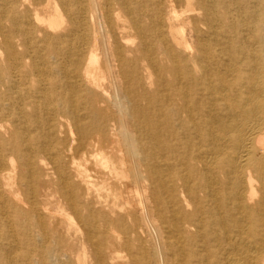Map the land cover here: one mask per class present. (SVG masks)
<instances>
[{
    "label": "bare ground",
    "instance_id": "6f19581e",
    "mask_svg": "<svg viewBox=\"0 0 264 264\" xmlns=\"http://www.w3.org/2000/svg\"><path fill=\"white\" fill-rule=\"evenodd\" d=\"M0 264H264V0H0Z\"/></svg>",
    "mask_w": 264,
    "mask_h": 264
}]
</instances>
